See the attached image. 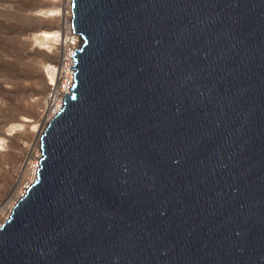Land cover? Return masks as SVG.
<instances>
[{"label":"water","instance_id":"95a60500","mask_svg":"<svg viewBox=\"0 0 264 264\" xmlns=\"http://www.w3.org/2000/svg\"><path fill=\"white\" fill-rule=\"evenodd\" d=\"M72 84L0 264H264V0H70Z\"/></svg>","mask_w":264,"mask_h":264},{"label":"rangeland","instance_id":"374dc122","mask_svg":"<svg viewBox=\"0 0 264 264\" xmlns=\"http://www.w3.org/2000/svg\"><path fill=\"white\" fill-rule=\"evenodd\" d=\"M68 5L0 0V225L34 178L41 126L61 102L51 93L69 88V55L76 49L70 52ZM58 31L56 40L43 38Z\"/></svg>","mask_w":264,"mask_h":264},{"label":"bare ground","instance_id":"6f19581e","mask_svg":"<svg viewBox=\"0 0 264 264\" xmlns=\"http://www.w3.org/2000/svg\"><path fill=\"white\" fill-rule=\"evenodd\" d=\"M68 15H69V19H68V25H67V32H68V34L71 36L69 39H68V41H72V43H70L71 45H72V47L70 48V52L73 50V49H77L78 48V46H79V43H80V37L78 36V35H76V34H74L73 32H72V30H71V25H70V19H71V12H70V0H69V5H68ZM60 36V31H58V32H56V33H44L43 34V38L45 39V40H56L58 37ZM73 53V52H72ZM72 53L69 55L70 57V65H69V69H70V71H69V75H68V85H67V87L69 86V88H70V86H71V84H72V69L70 68V67H72L73 66V60H72V58H71V55H72ZM50 81L53 83V81H54V79H53V77L51 76L50 77ZM69 88H66V91H65V93L62 95V93H59V94H57L58 92H57V90L56 91H54L53 93H51V96L50 97H52L53 99H55V101H56V98H57V96L59 97V99H61V102L59 101V102H56L57 104H56V107H55V109H54V111L53 112H51V114H55L56 112H57V110L59 109V107L61 106V104H62V102H63V100L62 99H64L63 97L66 95V94H68L69 93ZM51 117V116H50ZM49 117V118H50ZM52 118V117H51ZM47 123H48V121H46V123H44L45 125H42L41 126V128H43L44 126L46 127V125H47ZM44 127V128H45ZM42 130V129H41ZM44 130V129H43ZM40 135H39V138H38V148L40 147V136H41V134H42V132L41 133H39ZM40 152V151H39ZM36 170V169H35ZM33 181V180H32ZM21 196V195H20ZM19 196V197H20ZM14 205V204H13ZM11 210V209H10Z\"/></svg>","mask_w":264,"mask_h":264}]
</instances>
